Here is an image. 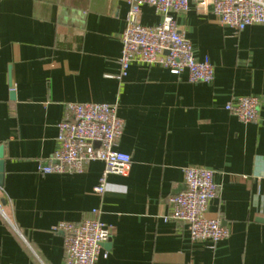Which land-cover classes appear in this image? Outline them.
Instances as JSON below:
<instances>
[{"label": "crops", "instance_id": "crops-1", "mask_svg": "<svg viewBox=\"0 0 264 264\" xmlns=\"http://www.w3.org/2000/svg\"><path fill=\"white\" fill-rule=\"evenodd\" d=\"M127 11L125 0H0V264H63L51 227L93 217L113 227L96 264H264V102L249 123L225 109L232 96L264 94V25L236 31L192 2L174 18L212 81L139 62L118 78ZM140 20L161 15L144 4ZM67 102L115 104L124 122L114 149L131 165L108 174L101 195L99 160L81 173L38 172ZM187 166L214 171L208 214L226 239L192 241L185 224L164 220Z\"/></svg>", "mask_w": 264, "mask_h": 264}, {"label": "built area", "instance_id": "built-area-1", "mask_svg": "<svg viewBox=\"0 0 264 264\" xmlns=\"http://www.w3.org/2000/svg\"><path fill=\"white\" fill-rule=\"evenodd\" d=\"M128 5L126 24L121 35L122 49L118 58L119 76L126 75L133 62L159 64L172 74L187 73L190 82L210 83L213 66L207 58L197 60L191 43L178 30L175 14L188 10L196 3L199 11L207 4L223 25L236 31L254 24L264 25V0H125ZM149 5L161 15L153 26L141 23V6ZM264 94L232 96L225 109L242 123L256 121ZM124 122L117 115L115 104L105 102H67L62 118L57 123L58 147L49 158L40 162L38 172L81 173L94 160L103 163V170L93 191H105L108 174L124 175L131 165V156L117 151ZM184 188L170 196V210L164 220L181 222L187 226L192 241L217 243L226 239L230 229L216 216L208 214L209 202L218 195L214 171L202 166L183 169ZM63 235V264H96L100 244L107 240L113 227L98 218L80 222L60 221L51 227ZM108 253L104 252L103 257Z\"/></svg>", "mask_w": 264, "mask_h": 264}, {"label": "water", "instance_id": "water-1", "mask_svg": "<svg viewBox=\"0 0 264 264\" xmlns=\"http://www.w3.org/2000/svg\"><path fill=\"white\" fill-rule=\"evenodd\" d=\"M213 66V65H212ZM213 71H214V67H213ZM12 97H13V93H12ZM3 146H0V187H2L3 185Z\"/></svg>", "mask_w": 264, "mask_h": 264}]
</instances>
